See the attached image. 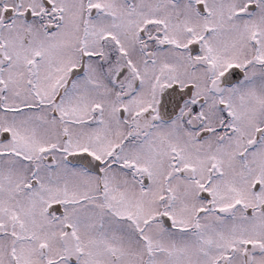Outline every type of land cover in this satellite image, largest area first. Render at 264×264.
Instances as JSON below:
<instances>
[{
  "label": "snow or ice",
  "instance_id": "1",
  "mask_svg": "<svg viewBox=\"0 0 264 264\" xmlns=\"http://www.w3.org/2000/svg\"><path fill=\"white\" fill-rule=\"evenodd\" d=\"M0 264H264V0H0Z\"/></svg>",
  "mask_w": 264,
  "mask_h": 264
}]
</instances>
